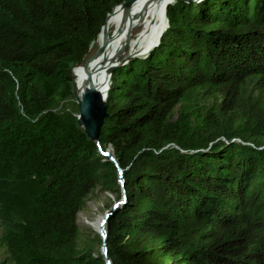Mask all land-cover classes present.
<instances>
[{
    "label": "trees",
    "instance_id": "16d2710c",
    "mask_svg": "<svg viewBox=\"0 0 264 264\" xmlns=\"http://www.w3.org/2000/svg\"><path fill=\"white\" fill-rule=\"evenodd\" d=\"M125 1L0 0V264H105L77 221L96 188L122 200L111 264H264V0L167 4L92 140L69 63Z\"/></svg>",
    "mask_w": 264,
    "mask_h": 264
},
{
    "label": "rangeland",
    "instance_id": "374dc122",
    "mask_svg": "<svg viewBox=\"0 0 264 264\" xmlns=\"http://www.w3.org/2000/svg\"><path fill=\"white\" fill-rule=\"evenodd\" d=\"M182 1L186 3H192V2L199 3L201 0H182ZM171 2L172 0H170L169 3ZM129 3L131 4V2ZM127 4H123L119 6V8H117L116 11L109 17L100 35L98 36V38H96V40H94L93 44L91 45L90 52L87 58L85 59L86 61L84 65L81 67H75V70L78 73L82 75L86 74L92 69L98 68L106 60L109 61L112 60L114 62L109 68V71L111 72L115 68L123 67L124 65L134 61L135 59L146 57L151 51V49L157 45L160 35L157 38V40L152 39L151 43L144 48V51L138 48L134 49V47H136L135 45H137V43L140 41L138 40V38H136V36L139 34L140 31H142L143 26H136L135 23L136 27L132 29L134 22L133 21L129 22L128 20L125 21L123 19L122 16L123 12L121 7L129 6V4L128 5ZM166 28H167V23L163 27V30L160 33L161 35ZM127 45H129L130 47L129 53H126L125 55L122 54L120 57L118 55V52L121 50V48H124ZM71 72L72 69L70 70V78L72 79V84H73V77ZM106 151L112 155V149L110 147H107ZM118 181L121 191H123L122 188L123 181L120 170L118 171ZM113 202L115 203L117 202L118 204H121L122 200L116 201L114 193L109 191L108 192L104 191L100 188H96L95 190H93L92 193H90L86 197L85 205L79 211L77 216V221L80 226V232H81L80 238H85L87 236L88 237L94 236V234H99L103 232V229L106 228V222H104L102 225L101 222L105 218L106 212H108L113 206L114 204ZM1 230L2 228L0 226V232ZM98 250L100 251L101 247L99 245H95L94 251H98Z\"/></svg>",
    "mask_w": 264,
    "mask_h": 264
},
{
    "label": "bare ground",
    "instance_id": "6f19581e",
    "mask_svg": "<svg viewBox=\"0 0 264 264\" xmlns=\"http://www.w3.org/2000/svg\"><path fill=\"white\" fill-rule=\"evenodd\" d=\"M169 2L170 0H133L131 1V4L128 2L129 6L121 7L123 19L125 21L128 20L129 22H134L132 29L136 26H143L142 31L136 36L140 41L135 45L136 47H134V49L138 48L144 51V48L151 43L152 39L157 40L165 26L164 12ZM129 48V45L121 48L118 55L121 57L122 54L125 55L126 53H129ZM112 63H114L112 60H106L98 68H94L83 75L78 73L75 70V67H73L71 74L77 98H81L82 94L88 89L96 90L104 97L107 93L109 68Z\"/></svg>",
    "mask_w": 264,
    "mask_h": 264
},
{
    "label": "water",
    "instance_id": "95a60500",
    "mask_svg": "<svg viewBox=\"0 0 264 264\" xmlns=\"http://www.w3.org/2000/svg\"><path fill=\"white\" fill-rule=\"evenodd\" d=\"M131 1L133 0L125 1L122 4H126ZM165 12H166V8H165ZM165 12H164V17H165V24H166L167 20H166ZM106 19H105V22H106ZM69 66L71 67V69L74 67L72 62L69 63ZM111 72L109 71V81H108L107 90L111 83ZM71 94L74 96V99H75V102L78 108L77 124L83 128L84 132L86 133L89 139H92V140L97 139L100 128L103 125L104 117L107 114L106 112L107 105L105 101L106 95L103 97L98 91L93 90V89H88L82 94L81 98H77L76 92L74 90L72 83H71ZM102 154L104 155L105 159L111 160L112 162L115 163V159L113 158L111 154H109V152L106 151V152H103ZM117 204H118L117 202L113 204L111 209L108 212H106L105 218L102 220L101 225L104 222H107L108 217L115 211V207ZM99 235L102 238V244H101L100 251L102 255L104 256L105 264H111V260L109 259V256L107 255L106 229H103V232L99 233Z\"/></svg>",
    "mask_w": 264,
    "mask_h": 264
}]
</instances>
